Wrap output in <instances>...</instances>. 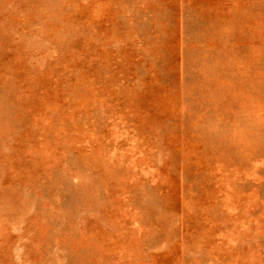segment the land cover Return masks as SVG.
Listing matches in <instances>:
<instances>
[{
  "label": "rangeland",
  "instance_id": "obj_1",
  "mask_svg": "<svg viewBox=\"0 0 264 264\" xmlns=\"http://www.w3.org/2000/svg\"><path fill=\"white\" fill-rule=\"evenodd\" d=\"M0 264H264V0H0Z\"/></svg>",
  "mask_w": 264,
  "mask_h": 264
}]
</instances>
